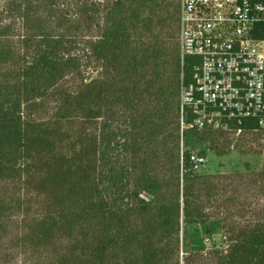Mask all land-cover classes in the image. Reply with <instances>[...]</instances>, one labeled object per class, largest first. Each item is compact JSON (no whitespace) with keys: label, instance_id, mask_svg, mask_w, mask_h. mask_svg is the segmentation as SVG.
Segmentation results:
<instances>
[{"label":"trees","instance_id":"trees-1","mask_svg":"<svg viewBox=\"0 0 264 264\" xmlns=\"http://www.w3.org/2000/svg\"><path fill=\"white\" fill-rule=\"evenodd\" d=\"M105 1L0 0V264H264V220L221 224L206 263L187 229L217 186L181 138L231 135L181 131L179 0Z\"/></svg>","mask_w":264,"mask_h":264},{"label":"built area","instance_id":"built-area-1","mask_svg":"<svg viewBox=\"0 0 264 264\" xmlns=\"http://www.w3.org/2000/svg\"><path fill=\"white\" fill-rule=\"evenodd\" d=\"M264 0H179L178 47L194 58L180 92V128L264 130ZM189 119V121H187ZM182 159V151H181ZM193 169L206 162L191 152Z\"/></svg>","mask_w":264,"mask_h":264},{"label":"rangeland","instance_id":"rangeland-1","mask_svg":"<svg viewBox=\"0 0 264 264\" xmlns=\"http://www.w3.org/2000/svg\"><path fill=\"white\" fill-rule=\"evenodd\" d=\"M101 1L104 3L105 0ZM2 6L3 3L0 8ZM100 16L102 17V14ZM83 75L88 80L97 77L98 70L88 69ZM77 81L74 77L68 79L70 85L76 84ZM229 139L231 142L225 147V153L216 155L210 150L207 141L190 135L181 138L183 150L203 153L206 157V162L193 171L196 174L208 175L217 186L213 207L207 210L211 215L208 220L209 231L204 232L201 225L187 226L189 232L197 228L198 239L194 247L202 251L203 263L211 259L210 255L215 249H225L227 246L221 224L230 225L237 222L252 225L264 220V180L258 175L264 166V135L246 133L231 135ZM6 186L10 187L9 184ZM32 198L34 206L38 208L40 199ZM13 229L16 227L13 226ZM9 252L15 255L17 251L12 248ZM8 264H22V257L17 256Z\"/></svg>","mask_w":264,"mask_h":264}]
</instances>
